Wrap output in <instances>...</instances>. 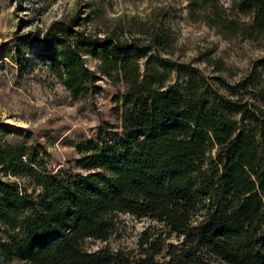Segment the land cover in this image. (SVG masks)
Returning <instances> with one entry per match:
<instances>
[{
    "label": "trees",
    "instance_id": "trees-1",
    "mask_svg": "<svg viewBox=\"0 0 264 264\" xmlns=\"http://www.w3.org/2000/svg\"><path fill=\"white\" fill-rule=\"evenodd\" d=\"M188 1L191 18L224 39L264 36V0ZM90 22H53L17 46L18 62L40 59L73 100L95 92L99 74L121 83V130L100 126L77 147L80 171L55 173L41 144L6 142L13 128L0 126L1 256L21 264H264V59L231 85L155 56L173 45L165 29L141 44L99 37ZM120 214L153 223L138 249L90 251L88 241L111 239Z\"/></svg>",
    "mask_w": 264,
    "mask_h": 264
},
{
    "label": "rangeland",
    "instance_id": "rangeland-1",
    "mask_svg": "<svg viewBox=\"0 0 264 264\" xmlns=\"http://www.w3.org/2000/svg\"><path fill=\"white\" fill-rule=\"evenodd\" d=\"M87 16L91 17L89 30L99 37L115 34L121 40L138 39L144 44L157 30L165 29L173 45L154 52L155 56L168 66H182L199 77L223 78L231 85L245 79L255 63L264 59V36L224 39L202 20L191 18L188 0H0V126L13 128L4 140L29 147L41 144L55 173L80 171L82 154L77 147L84 140L96 139L100 126L111 124L121 130L123 108L116 98L124 86L99 74L97 90L73 100L40 59L29 57L28 63H19L16 48L28 39L36 40L38 32L57 20ZM85 58L97 70L98 61ZM150 61H140L143 71ZM183 78L174 73L172 80ZM152 224L148 218L120 214L111 239L88 241L87 248L92 252L137 250L141 234ZM0 264L21 263L9 262L0 254Z\"/></svg>",
    "mask_w": 264,
    "mask_h": 264
}]
</instances>
